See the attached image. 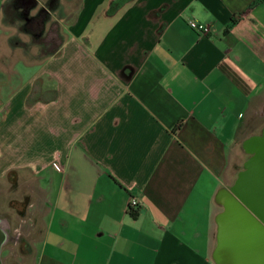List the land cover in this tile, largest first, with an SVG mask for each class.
Returning a JSON list of instances; mask_svg holds the SVG:
<instances>
[{
	"label": "crops",
	"instance_id": "1",
	"mask_svg": "<svg viewBox=\"0 0 264 264\" xmlns=\"http://www.w3.org/2000/svg\"><path fill=\"white\" fill-rule=\"evenodd\" d=\"M263 126L264 0H0V182L32 196L36 264H214Z\"/></svg>",
	"mask_w": 264,
	"mask_h": 264
},
{
	"label": "water",
	"instance_id": "2",
	"mask_svg": "<svg viewBox=\"0 0 264 264\" xmlns=\"http://www.w3.org/2000/svg\"><path fill=\"white\" fill-rule=\"evenodd\" d=\"M243 147L250 158L235 183L215 196L222 211L215 218L214 264H264V128ZM7 239L0 221V264Z\"/></svg>",
	"mask_w": 264,
	"mask_h": 264
},
{
	"label": "rangeland",
	"instance_id": "3",
	"mask_svg": "<svg viewBox=\"0 0 264 264\" xmlns=\"http://www.w3.org/2000/svg\"><path fill=\"white\" fill-rule=\"evenodd\" d=\"M69 5L66 8L73 9L77 4ZM12 30L14 38L22 42L29 40L26 35L20 33L19 27ZM29 49L30 58L38 54L43 57L48 53L37 48ZM238 166L240 170V165ZM229 185H233L232 181ZM31 201L32 196L28 194V189L20 178L0 182V221L8 233L1 255L3 264H36L43 236V225L42 220L38 219L34 208L31 207Z\"/></svg>",
	"mask_w": 264,
	"mask_h": 264
},
{
	"label": "built area",
	"instance_id": "4",
	"mask_svg": "<svg viewBox=\"0 0 264 264\" xmlns=\"http://www.w3.org/2000/svg\"><path fill=\"white\" fill-rule=\"evenodd\" d=\"M188 25L191 30L195 31L201 36H210L216 32V29L213 25H206L202 24L200 22H197L196 20H189ZM141 206V201L138 198H131L129 202V209H138Z\"/></svg>",
	"mask_w": 264,
	"mask_h": 264
},
{
	"label": "flooded vegetation",
	"instance_id": "5",
	"mask_svg": "<svg viewBox=\"0 0 264 264\" xmlns=\"http://www.w3.org/2000/svg\"><path fill=\"white\" fill-rule=\"evenodd\" d=\"M222 211V209L220 210V212Z\"/></svg>",
	"mask_w": 264,
	"mask_h": 264
}]
</instances>
